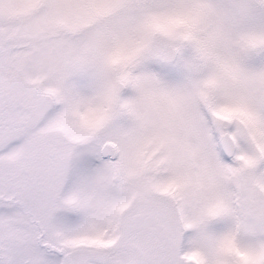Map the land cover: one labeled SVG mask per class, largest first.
I'll use <instances>...</instances> for the list:
<instances>
[{"label": "snow or ice", "instance_id": "obj_1", "mask_svg": "<svg viewBox=\"0 0 264 264\" xmlns=\"http://www.w3.org/2000/svg\"><path fill=\"white\" fill-rule=\"evenodd\" d=\"M0 264H264V0H0Z\"/></svg>", "mask_w": 264, "mask_h": 264}]
</instances>
